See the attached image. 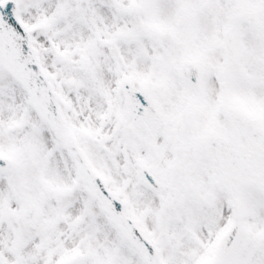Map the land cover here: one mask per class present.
<instances>
[{
    "label": "snow or ice",
    "instance_id": "1",
    "mask_svg": "<svg viewBox=\"0 0 264 264\" xmlns=\"http://www.w3.org/2000/svg\"><path fill=\"white\" fill-rule=\"evenodd\" d=\"M0 264H264V0H0Z\"/></svg>",
    "mask_w": 264,
    "mask_h": 264
}]
</instances>
